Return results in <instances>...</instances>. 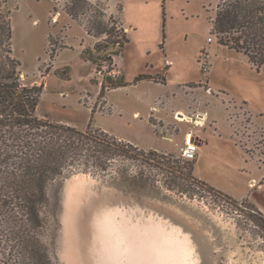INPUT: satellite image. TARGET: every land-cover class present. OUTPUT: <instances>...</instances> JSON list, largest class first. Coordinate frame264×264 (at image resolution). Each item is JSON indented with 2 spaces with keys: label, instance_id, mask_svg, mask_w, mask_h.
I'll list each match as a JSON object with an SVG mask.
<instances>
[{
  "label": "rangeland",
  "instance_id": "obj_1",
  "mask_svg": "<svg viewBox=\"0 0 264 264\" xmlns=\"http://www.w3.org/2000/svg\"><path fill=\"white\" fill-rule=\"evenodd\" d=\"M72 2L7 0L3 4L11 10L13 53L21 63L23 83L44 84L38 113L79 129L92 121L93 127L138 146L173 150H153L149 162L118 158L105 174L75 173L53 187L51 200L61 221L56 238L61 262L66 264L63 216L66 189L72 185L71 204L84 243L81 250L89 254L90 244L93 247L89 264H98L97 256L103 253L99 235L112 245L114 258L120 245H129L119 228L128 210L137 211L136 224L147 219L155 229L184 228L181 237L174 231L166 237L161 233L159 240L167 238L171 244L165 240L161 251L168 264H176L181 251L184 260L193 257L194 264H264V231L251 218L256 207L247 199L217 194L194 171L196 181L186 179L195 163L183 160L177 150L178 141L192 130L203 139L199 177L237 195L250 189L264 199V191L248 187L250 178L264 170V65H252L246 55L220 44L211 32L219 0H77L78 8L71 10ZM111 10L127 26L128 37ZM100 22L105 33H99L96 23ZM63 46L68 49L55 57ZM51 49L56 51L52 58ZM110 57L121 73L100 84L97 64ZM55 58L58 69L49 73ZM122 73L127 82L144 73L160 83L116 88L122 84ZM157 97L168 98L170 109H185L174 111L165 122L170 134L179 133L172 140L158 137L149 122ZM158 106L162 103L155 110ZM177 111H207L206 124L197 128L180 122L174 116ZM144 206L154 210L143 211ZM190 230L193 237H188ZM180 238L184 246L178 244ZM165 256H154L155 264L164 262Z\"/></svg>",
  "mask_w": 264,
  "mask_h": 264
},
{
  "label": "trees",
  "instance_id": "obj_2",
  "mask_svg": "<svg viewBox=\"0 0 264 264\" xmlns=\"http://www.w3.org/2000/svg\"><path fill=\"white\" fill-rule=\"evenodd\" d=\"M72 1L69 8L76 10L78 2ZM6 2L0 0V264H63L56 248L60 213L51 189L75 173L105 174L118 158L149 162L154 151L93 127L92 121L79 129L38 113L44 84L21 79ZM212 24L220 44L243 53L256 67L264 65V0H219ZM96 25L105 33L101 22ZM144 79L156 77L141 73L133 83ZM193 170L194 164L186 179L196 181ZM251 218L264 231V213L256 208Z\"/></svg>",
  "mask_w": 264,
  "mask_h": 264
},
{
  "label": "crops",
  "instance_id": "obj_3",
  "mask_svg": "<svg viewBox=\"0 0 264 264\" xmlns=\"http://www.w3.org/2000/svg\"><path fill=\"white\" fill-rule=\"evenodd\" d=\"M109 1V0H108ZM119 7H120V10H122L123 8V4L121 2H119ZM111 8L108 6L107 10L109 11ZM111 12H113L111 10ZM114 13V12H113ZM120 14V13H119ZM118 14V15H119ZM114 17L116 19H118L119 23L123 26V28L125 29V32L127 33V37H128V28L127 26H124V22L120 19V18H117V14L114 13ZM119 17V16H118ZM72 21H74L73 18H71ZM128 30V31H127ZM129 41V39H128ZM213 41V40H212ZM125 47V46H124ZM68 48L65 46V47H62L60 49H58L55 57H58L60 55V53H62L64 50H67ZM124 49V48H123ZM122 53V52H121ZM121 55V54H120ZM56 63V58L54 60V63H52V69L49 73L52 72V70L54 69H58L55 65ZM169 71V67H168V70ZM168 74V73H167ZM47 75H45V78H46ZM167 76V75H166ZM122 77H123V80H122V85L121 86H118L116 88H121V87H126V86H133V85H138V84H141V83H145V82H153L155 84H159L160 82L159 81H156L155 79H144V80H141L137 83H133L134 81H130V82H127L125 81L124 79V75L122 73ZM164 81L162 82L163 84H166L167 82V77H164ZM46 85V84H45ZM114 88V89H116ZM114 89H111V90H114ZM110 90V91H111ZM108 91V92H110ZM168 99V98H167ZM167 99L166 97H157L155 100H154V103L151 105V109H150V113L148 115V119H149V122L151 123L153 129H154V133L156 135H158V137L162 138V131H168L166 130V128L164 129V127L162 126V124H158L157 126V121L159 120H162L164 123L167 122V121H170V115L173 114L174 111L176 110H185V109H170L167 107L166 103H167ZM106 103H107V100H106ZM159 103H162V106L161 107H156V110H155V106L156 104H159ZM170 109V110H169ZM136 115H139V111L135 113ZM154 118V121L153 119ZM166 124V123H165ZM213 124L214 125H217L216 121L214 120L213 121ZM210 126H213V125H210ZM182 130V129H181ZM161 132V133H160ZM170 134V133H168ZM179 133H174V134H171L173 135V138L178 136ZM119 138H122V137H119ZM123 139V138H122ZM162 139H165V138H162ZM183 138H181L180 141L178 142H181ZM199 147H200V151H201V144L203 142V139L199 138ZM137 145V144H136ZM138 146V145H137ZM140 148H143L144 150H157V151H163V152H170L172 151L173 149H164V148H158L157 146H139ZM177 150H178V146H177ZM199 161H200V154H198V156L196 157V159L194 160V174L202 181L206 182L207 184H209L210 186L214 187L215 189L217 190H220L226 194H228L229 196H231L232 198L236 199V200H242V199H247L250 203H252L257 209H259L260 211H262L264 213V199H261V198H258L254 195V192L250 193V189L247 191V190H243L242 193H240V195H237L236 193H234V191L232 190H222L221 187H217L216 185H213V183L211 182H208L207 180L201 178L198 176L197 174V167H198V164H199ZM255 180L257 182V185L253 186L252 185V181ZM248 187L253 189L255 192L257 191H261L263 192L264 191V170L263 172L257 177V176H254V177H251L249 182H248ZM101 248H99L100 250ZM127 250H128V246L127 245H120L118 247V257L117 258H114L112 256H108V255H105V259H104V255L101 256H97V259H98V262H99V259H100V256H101V263H104V264H154L153 262V259H151V257H148V256H143V255H139V256H136L135 258H129L127 256ZM104 254H105V251H104ZM97 255H98V252H97Z\"/></svg>",
  "mask_w": 264,
  "mask_h": 264
},
{
  "label": "water",
  "instance_id": "obj_4",
  "mask_svg": "<svg viewBox=\"0 0 264 264\" xmlns=\"http://www.w3.org/2000/svg\"><path fill=\"white\" fill-rule=\"evenodd\" d=\"M144 207H146V208L143 211L154 210L153 208L148 209L149 208L148 206H144ZM144 207H141V208H144ZM139 211H141V210H139ZM136 212H133L132 210L126 211L125 214L122 215V222L119 223V228H121L120 234L123 236V237H121V239L123 238L125 241H127L126 244H129V245H127L128 246L127 256L129 258H135L136 256H139V255L140 256L143 255L144 257L148 256V257H151V259H153V262L155 264L157 259L154 260V258H155L154 256L157 257L159 255H162L161 251L163 248V244H166V242H164V241L165 240L167 241V238L166 239L162 238V242H161L160 236L163 235L164 237H166L167 234L172 233V229L169 230L168 227H165V228L161 227L160 229L156 228L157 229L156 230L154 228V225H152L151 222H150V224L148 223L147 219L145 220L146 221L145 224H141V223L136 224L135 223L136 221L134 219V215L136 214ZM142 216L146 217V213ZM161 233H162V235H161ZM191 236H192V234H191ZM159 238H160V240H159ZM98 240H99V238H98ZM172 241H173V239H172ZM167 242H169V244H170V241H167ZM182 244L184 246V243H182ZM175 245H177V244H175ZM167 246L168 245H166V247ZM170 246H171V244H170ZM173 247H175V246H173ZM176 248L178 251L180 250V249H178L177 246H176ZM154 251H155L156 255H154ZM177 256H178V254H177ZM179 257L177 258L178 261H176V264L177 263L178 264H186V262L184 260L185 257L183 255V253L181 255H179ZM97 263L102 264L100 262V259H99V262H97ZM166 263L168 264L167 261H166ZM159 264H163V261H160Z\"/></svg>",
  "mask_w": 264,
  "mask_h": 264
},
{
  "label": "bare ground",
  "instance_id": "obj_5",
  "mask_svg": "<svg viewBox=\"0 0 264 264\" xmlns=\"http://www.w3.org/2000/svg\"><path fill=\"white\" fill-rule=\"evenodd\" d=\"M72 193H73V187H72V185L71 186L69 185V187H67V189H66V195L67 196H66V201L64 204L65 205L64 206L65 211H64V216H63L64 240H65L64 259H65L66 264H89L90 261L87 257H88V255H90V253H94L93 247H92V244H90V246H89V252L90 253L89 254H88V252H86V250H85V252H82V250H81V246L84 243L80 242V239H82V238H81V236H78V234H80V231H79L78 225L76 223V211L74 210V208L72 207V204H71ZM70 204H71V207L69 206ZM105 227H109V226H105ZM172 231H174V233L178 232L180 234V236H181V234H185L184 228L180 225H178L177 228H174ZM107 233L111 234V232H107ZM188 233H189L188 237H190L191 236L190 235L191 230ZM81 235H82V233H81ZM99 236H100V238H99V242H98V247L104 248L103 253L100 252L99 254L101 256L104 255V259L106 258L105 255L112 256V254H113L112 253V245L110 244L109 241L104 242L103 241L104 238L102 237V235H99ZM106 237H108L107 234H106ZM188 242H190V241H188ZM107 243H109V244H107ZM180 243L181 244L184 243V245H185V242H183L181 239L178 241V244H180ZM191 244L194 245L193 241L191 242ZM87 251H88V247H87ZM104 251H105V254H104ZM181 252L180 253L178 252V254L181 255L182 254ZM95 254H97V253L95 252ZM101 256H100V259H101ZM160 256H165V255H160ZM166 257L167 256L164 257L163 264H167L166 261H168V260ZM186 259L188 260L186 262V264H194L195 263L194 262L195 259L193 257H188ZM110 264H112V263H110Z\"/></svg>",
  "mask_w": 264,
  "mask_h": 264
},
{
  "label": "built area",
  "instance_id": "obj_6",
  "mask_svg": "<svg viewBox=\"0 0 264 264\" xmlns=\"http://www.w3.org/2000/svg\"><path fill=\"white\" fill-rule=\"evenodd\" d=\"M208 40L211 41L212 37H209ZM106 61L107 62L103 61L102 63H98L96 67L95 74L98 78H100V84H102L103 80H107L108 77L115 78L121 73L120 70L116 68L118 67V64L114 59H111L110 57L106 59ZM174 116L175 119H177L178 121L189 123L192 126L198 128L205 126L208 113L207 111H203L201 113L194 112L192 114H189L183 111H177L175 112ZM162 126L164 127V129L166 128V130H170L168 124H162ZM168 133L169 131H162V138L172 140L173 137H171V134ZM199 144L200 142L198 134H196L192 130L185 132L182 142L177 143L178 151L180 153L181 158L187 161L195 160L198 156ZM252 185H257V182L253 180Z\"/></svg>",
  "mask_w": 264,
  "mask_h": 264
}]
</instances>
